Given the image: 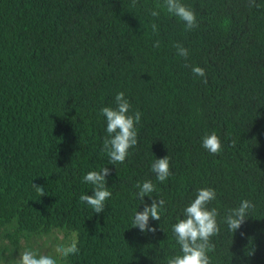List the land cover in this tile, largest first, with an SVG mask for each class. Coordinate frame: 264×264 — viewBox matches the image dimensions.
<instances>
[{
  "label": "trees",
  "instance_id": "16d2710c",
  "mask_svg": "<svg viewBox=\"0 0 264 264\" xmlns=\"http://www.w3.org/2000/svg\"><path fill=\"white\" fill-rule=\"evenodd\" d=\"M163 3L0 0V225L73 233L80 251L66 264H167L180 252L172 226L198 189L212 188L211 264H264V0H181L196 14L191 31ZM121 91L142 115L138 144L112 165L100 109L115 108ZM212 132L218 155L202 147ZM165 156L172 175L161 183L151 165ZM104 167L112 195L96 214L79 197L93 194L83 177ZM146 180L166 202L160 221L149 220L154 234L132 227L152 203L136 195ZM245 199L255 208L233 233L223 218Z\"/></svg>",
  "mask_w": 264,
  "mask_h": 264
},
{
  "label": "clouds",
  "instance_id": "9594fccd",
  "mask_svg": "<svg viewBox=\"0 0 264 264\" xmlns=\"http://www.w3.org/2000/svg\"><path fill=\"white\" fill-rule=\"evenodd\" d=\"M137 0H132V7H135ZM249 7H259L255 0H248ZM161 6L157 5V9ZM163 8L183 22L186 31L194 30L198 27L196 14L193 10L181 3V0H164ZM160 12L156 9L151 11L152 17H158ZM153 32L158 28L155 23L151 25ZM158 48L159 41L153 45ZM177 49V55L187 59L189 50L180 44L174 45ZM192 72L196 76L205 77L203 83L207 84L205 70L195 66ZM116 107H103L100 113L106 119L107 136L103 141L102 151L108 156L109 164H123L129 156V149L138 144V133L136 125L141 120V112L138 110L130 114L131 105L125 98L124 92H118L115 95ZM233 146L235 141L232 142ZM202 147L210 154L218 155L223 146L220 138L215 132L205 135L202 139ZM151 172L155 174L157 181L163 183L171 175L169 157L155 159L151 165ZM110 175L108 167L100 171H90L83 180L93 186L92 195L83 194L79 197L81 202H85L96 214L105 211V202L112 193L108 190L106 177ZM33 187L40 194L44 195V189L33 184ZM135 187L138 189L137 197L141 204L145 203L144 198L147 196L153 198L152 193L156 191V185L151 180L138 182ZM216 199V191L212 188H201L197 190L195 198L183 210V218L172 226L173 234L179 245V254L169 257L167 264H211L210 252L215 250V245L211 238L218 235L220 227L217 223L219 215L215 207L209 208V205ZM165 200L152 199L150 205L145 204L143 211H137L132 219V227L138 228L144 233H155V227H149V220L160 221L161 213L164 210ZM255 205L250 200H242L238 207L230 209L223 218V223L228 230L235 233L249 217L251 210ZM78 241L73 238L65 244L55 246V256L41 254L38 250L25 249L20 252L19 258L14 264H62L70 255L78 254ZM251 255V254H250Z\"/></svg>",
  "mask_w": 264,
  "mask_h": 264
},
{
  "label": "rangeland",
  "instance_id": "374dc122",
  "mask_svg": "<svg viewBox=\"0 0 264 264\" xmlns=\"http://www.w3.org/2000/svg\"><path fill=\"white\" fill-rule=\"evenodd\" d=\"M13 223L0 225V264H14L25 249L38 250L41 254L55 256L54 248L75 238L73 233L54 230L47 234H14ZM62 264H66L62 262Z\"/></svg>",
  "mask_w": 264,
  "mask_h": 264
}]
</instances>
